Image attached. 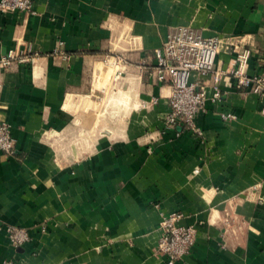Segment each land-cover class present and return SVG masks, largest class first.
<instances>
[{"label": "crops", "instance_id": "crops-1", "mask_svg": "<svg viewBox=\"0 0 264 264\" xmlns=\"http://www.w3.org/2000/svg\"><path fill=\"white\" fill-rule=\"evenodd\" d=\"M180 26L234 43L216 68L250 50L249 74L264 70V0H35L32 14H0V57L39 54L0 73V120L16 142L0 150V264H167L158 246L174 214L196 230L175 264H264L261 98L223 88L202 135L167 128L166 101L139 108L169 94L138 64ZM111 54L127 59L119 83ZM11 227L30 240L13 246Z\"/></svg>", "mask_w": 264, "mask_h": 264}, {"label": "built area", "instance_id": "built-area-1", "mask_svg": "<svg viewBox=\"0 0 264 264\" xmlns=\"http://www.w3.org/2000/svg\"><path fill=\"white\" fill-rule=\"evenodd\" d=\"M35 0H0L1 13L32 14ZM234 44L218 36L206 37L193 28L180 26L169 31L163 45L155 51L153 62L142 60L138 65L140 74L152 73L157 81L170 87L168 95L153 97L141 101L139 108L149 109L163 101L169 106L165 114L167 128L181 126L193 134L202 135L198 126L201 115L209 112V102L219 104L222 89L247 91L258 95L263 103L261 113L264 116V70L249 74L251 52L241 50L232 57L227 68L218 69L219 55L227 45ZM235 46V45H232ZM64 60L69 56L56 50ZM39 54L29 51L11 50L0 57V73H6L17 65H34ZM126 57L107 55L105 64L112 70L113 81L119 83L126 76ZM197 76V78H196ZM211 77L214 92L209 97V84L204 78ZM224 121L232 122L237 117L227 109L219 110ZM264 130V125H263ZM16 142L10 125L0 120V150L7 156L14 154ZM199 173V170H196ZM177 216L172 215L165 221V234L160 239L158 250L167 257V264H175L188 256L196 242V230L193 227L177 226ZM13 246L19 247L30 240L26 230L16 227L8 229ZM3 264H20L7 260Z\"/></svg>", "mask_w": 264, "mask_h": 264}]
</instances>
